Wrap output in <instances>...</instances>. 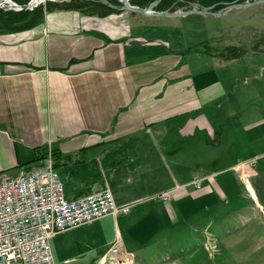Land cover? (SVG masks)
Masks as SVG:
<instances>
[{"label": "crops", "instance_id": "obj_1", "mask_svg": "<svg viewBox=\"0 0 264 264\" xmlns=\"http://www.w3.org/2000/svg\"><path fill=\"white\" fill-rule=\"evenodd\" d=\"M86 11L49 6L38 24L0 28V174L50 153L67 200L107 188L130 206L78 227L114 222L106 249L71 254L80 264H99L115 241L156 258L178 230L218 241L236 217L248 224L238 232H250L255 213L246 210L264 185V75L234 65L257 53L195 51L180 18ZM252 159L258 177L244 187L237 173ZM193 173L207 177L200 190ZM71 230L50 244L78 247Z\"/></svg>", "mask_w": 264, "mask_h": 264}, {"label": "rangeland", "instance_id": "obj_2", "mask_svg": "<svg viewBox=\"0 0 264 264\" xmlns=\"http://www.w3.org/2000/svg\"><path fill=\"white\" fill-rule=\"evenodd\" d=\"M60 1L61 0H57V2L45 1L37 8L40 9L42 13L44 8L49 6L62 7L64 5H68L71 0L64 2ZM111 1L114 2L115 6H121L117 0ZM131 1L134 0H130L129 3ZM156 1L157 0L153 2ZM256 1L260 0H234L230 4H214L215 6L211 8L209 12L217 13L218 11L224 9L227 5L250 4ZM11 2L24 4L27 0H11ZM151 3L143 8H146ZM130 5L132 4L130 3ZM156 6L152 10L154 13L165 11L169 13H177L191 9L200 10L202 7H205L200 5L197 1L193 2L192 0H174V2H172L169 6H165L163 8H157ZM80 8H82V6L78 5L77 9ZM103 9L105 10V8H95V10L89 9L86 12H94L96 10ZM3 12L6 13L5 11ZM16 14L17 13L12 12L7 15H2V18L5 21L10 20V23L9 25L1 24L0 28L4 30H17L23 27L27 28L33 26L38 24L40 21L38 19L34 23L32 15H28L24 18L25 20L14 21L17 16ZM177 18L181 19H178L177 21L181 27L182 33L185 34V31L187 30L186 34L190 35L194 42H197L193 47L195 51H201L208 54L219 52L222 55L226 48H231L234 49L233 54L238 52H244V54L256 52L257 55L255 54L254 56L255 60H253V58H245L243 60H239V62H237L234 66L248 67L253 64L255 67H252V69L257 72L260 71L259 73L264 75V69L259 70L261 67L264 68V58L260 57V54H258L264 53V2L247 7L223 10L219 13V15L191 14L184 16V18ZM231 53H226V55L229 56ZM246 74H248V72ZM261 163L264 164V160ZM237 174L239 175V173ZM250 175L251 177H249L248 180L258 177L257 170L255 171V168L252 166ZM263 177L264 176L262 174L261 178ZM247 183H243L244 187H246ZM246 189L248 191V188ZM261 190L262 195H260V198L259 195H257L259 204L252 200L253 207L246 210L248 212L255 213V217H253L249 223L250 232H245L243 234L238 232L243 228H246L245 226H248V224H243L240 221L242 218L236 217L237 224L235 228H233L232 232L228 233L226 231L223 235H220V239L218 238V241L214 236L209 234L208 239L202 243L198 241V239L202 237L201 234L192 235L185 231L178 230V233L171 235L169 239L170 245H160V247L156 249V252L159 253L156 258L148 256V253H143L138 256L135 253L126 251L132 254L133 258L131 261L125 262L119 256L111 258L106 253L100 258L99 264H264V185ZM243 211L240 212L243 213ZM113 223V219L109 217L87 227L79 229L78 227H75L76 229H69L71 231L68 233V236L78 237L81 245L76 247L75 245H63L58 242L52 243L51 246L54 255V263H85L86 260L75 259L73 257L71 258V254L77 250L76 248H78V250L80 249L79 251H82V248L98 249V251L106 249V247L110 244V238L113 233ZM64 241L68 244L67 240Z\"/></svg>", "mask_w": 264, "mask_h": 264}, {"label": "built area", "instance_id": "obj_3", "mask_svg": "<svg viewBox=\"0 0 264 264\" xmlns=\"http://www.w3.org/2000/svg\"><path fill=\"white\" fill-rule=\"evenodd\" d=\"M256 159L244 163L240 174L247 183ZM207 177L193 173L189 185L200 190ZM169 191L158 197L167 201ZM130 212L129 205H117L109 189L67 200L51 154L42 163L15 175L0 174V264H55L50 241L66 230L107 216ZM109 257L125 262L133 255L119 241L108 249Z\"/></svg>", "mask_w": 264, "mask_h": 264}, {"label": "water", "instance_id": "obj_4", "mask_svg": "<svg viewBox=\"0 0 264 264\" xmlns=\"http://www.w3.org/2000/svg\"><path fill=\"white\" fill-rule=\"evenodd\" d=\"M42 1L43 0H27V2L24 4H17L15 2H11V1L7 2L5 0H0V9L5 11V12H15V13L32 11V10L36 9L37 7H39L43 3ZM48 1H50V0H48ZM64 1H67V0H61L60 2H64ZM117 1L121 5L120 7L113 5L112 3H110L107 0H98L99 3L105 4L107 7L114 9V10L134 12V13L144 15V16H149V17H172V18L184 17V16H188L191 14L219 15V13L223 10H231L233 8L247 7L250 5H255V4H259V3L264 2V0H260V1H256V2H253L250 4H231V5H227L224 9L218 11L217 13L209 12V10L211 8H213L215 5L210 6V7H202L200 10L191 9L188 11H182V12H177V13L176 12L169 13L167 11L154 13L152 10L158 4V2L160 0H157L156 2L151 3L146 8H140V7L132 6L129 3L130 0H117ZM53 2H57V0H53Z\"/></svg>", "mask_w": 264, "mask_h": 264}, {"label": "trees", "instance_id": "obj_5", "mask_svg": "<svg viewBox=\"0 0 264 264\" xmlns=\"http://www.w3.org/2000/svg\"><path fill=\"white\" fill-rule=\"evenodd\" d=\"M108 1L110 3H112L113 5H115L114 2H112L111 0H108ZM153 1H155V0H134V1H131L130 3L132 5H136L138 7H142L143 8V7H145L146 5H148L149 3L153 2ZM192 1L193 2L197 1L200 5L205 6V7H209L211 5L219 4V3L230 4L234 0H192ZM172 2H174V0H161L156 7L157 8H163L165 6H169ZM78 5L79 6L81 5L82 8H86L87 10L91 9V8H96V7L109 9L105 5H103L101 3H98L95 0H71L68 5H64L62 7H67V8H70V9H76L77 10ZM220 5H223V4H220ZM82 8H80V9H82ZM10 13H12V12L4 13L2 10H0V25L1 24H5V25L8 24L9 25L10 20L9 21H5L2 18V15H7V14H10ZM16 15L17 16H16V19H14V21L25 20L24 18H26L28 15H32V20H33L34 23L36 22V20H38V19H40L42 17V13H41L40 9H38V8L34 9L32 11H27V12L25 11V12L17 13ZM23 28H25V27H23ZM20 29H22V28H20ZM233 51H234V49L226 48L224 50V52L222 53V57L225 58V59H235V58H237L239 56H242L244 54V52H238V53H234L233 54ZM226 53H231V55L228 56V55H226Z\"/></svg>", "mask_w": 264, "mask_h": 264}, {"label": "bare ground", "instance_id": "obj_6", "mask_svg": "<svg viewBox=\"0 0 264 264\" xmlns=\"http://www.w3.org/2000/svg\"><path fill=\"white\" fill-rule=\"evenodd\" d=\"M5 1L9 2V1H11V0H5ZM45 1H48V0H43L42 2H45ZM50 1H53V0H50ZM248 191H249V193H251V194H252V190H251V188H250V187H248Z\"/></svg>", "mask_w": 264, "mask_h": 264}]
</instances>
